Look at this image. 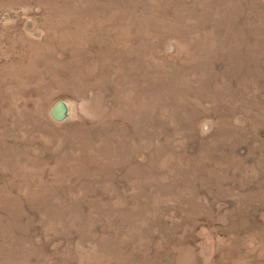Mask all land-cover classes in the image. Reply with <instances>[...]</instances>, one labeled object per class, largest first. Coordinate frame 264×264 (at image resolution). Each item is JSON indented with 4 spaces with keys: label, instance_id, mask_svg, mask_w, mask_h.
<instances>
[{
    "label": "rangeland",
    "instance_id": "obj_1",
    "mask_svg": "<svg viewBox=\"0 0 264 264\" xmlns=\"http://www.w3.org/2000/svg\"><path fill=\"white\" fill-rule=\"evenodd\" d=\"M0 264H264V0H0Z\"/></svg>",
    "mask_w": 264,
    "mask_h": 264
},
{
    "label": "water",
    "instance_id": "obj_2",
    "mask_svg": "<svg viewBox=\"0 0 264 264\" xmlns=\"http://www.w3.org/2000/svg\"><path fill=\"white\" fill-rule=\"evenodd\" d=\"M65 114V109L62 103H58L54 106L53 110H52V116L56 119V120H61L63 118Z\"/></svg>",
    "mask_w": 264,
    "mask_h": 264
}]
</instances>
